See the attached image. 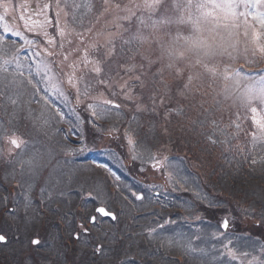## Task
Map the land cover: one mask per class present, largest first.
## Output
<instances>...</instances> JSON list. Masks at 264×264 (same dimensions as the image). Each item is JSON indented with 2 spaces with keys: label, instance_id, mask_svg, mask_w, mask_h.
<instances>
[{
  "label": "rangeland",
  "instance_id": "1",
  "mask_svg": "<svg viewBox=\"0 0 264 264\" xmlns=\"http://www.w3.org/2000/svg\"><path fill=\"white\" fill-rule=\"evenodd\" d=\"M68 2L69 4H71L73 0H68ZM75 2L85 5V7L76 9L77 16L79 17V19L74 30L71 31H77V29L82 28V25L86 27L83 34L87 33V38L90 37V39H93V44L98 43L102 46L100 48L101 54L107 51V49L103 47V45H105L108 33L118 31V29L115 27L116 23H121L124 25V27H130V33L123 34L125 39L128 38V35L135 33L136 28L139 26L138 22H136L135 19L133 20L131 25H129L128 21H117L116 19L117 16H122L126 14L123 9L125 5L131 6L132 0H109V4L107 5L108 12L106 13L103 12V9L105 7L103 0H75ZM9 3V12L6 15L5 21L0 22V26H2L3 23H8L14 29L21 31L22 34L28 39L36 40L38 47L24 44V42L18 37H10L7 41L6 48L9 49L12 53L10 55H7V50L6 53L0 52V77L8 76L9 78H12L13 76H15L18 80L24 82L25 91L27 93L24 101H27L28 98H31L32 103H28L25 105L26 110L29 108L33 110L36 104L42 105L39 107V111H32L29 116L26 114L25 118L20 120L19 124L17 125V128L18 131L20 133H24L27 138H37L36 143L38 146L40 141H43L46 138V141H50L45 149H52L51 151L54 153V156L51 161L52 167L44 171L46 172L47 176L49 172L52 171V168L57 166L58 161L59 167L62 168L64 173L66 174L67 182L62 186L63 191H65L66 194L74 193L77 195L78 203H76L75 206L80 205V203L84 201L82 198L85 197V209L87 212L86 214H91V210L97 203L95 201L96 193H98L100 189L103 188L104 183L103 179L99 180L96 171H98L100 174L106 173L107 175H110L113 178L118 177L116 169H114L111 165H108L107 169H101L99 167L97 168L96 165L98 163L106 164L103 160L99 159L101 156L105 157L106 159H110L111 157L118 159L117 157H120L121 155L117 149H114V144H112L111 142H114V139H119L120 141L122 139L124 146L126 145V149H124V151L126 152L128 161H133V155H138L140 157V165L133 167V169L142 173L143 181L145 182L144 185H159L157 187L158 192H152V195L160 193L159 200L154 199L155 203H158V207L159 205H161L159 204L160 202L166 203L163 199L164 197L168 196L172 197L173 199V197L178 196L180 192H183L184 188L182 187L183 184H181L176 188L174 193L171 194V192L174 190V185L169 174L172 171V167L177 168L178 166H180L179 164L175 162L172 164L169 163L170 161H165V167L163 166L158 170L153 166L149 165V162H151L152 164L155 162L149 157L154 156L161 162L162 160H164V155L162 153H150V150H148V148H144L141 145L142 143H144V137L138 138L139 144L135 146V152H133V146H130L127 143V139L125 137L126 131L131 129V132L137 134V132L140 130L134 125H141L142 123H134V125L132 124L131 126L126 127L125 132L119 133L116 129H114V116H117L118 114L114 113V111L116 110L111 109L110 106H106L109 110L104 116L95 118L96 125H98V127L90 123V121L94 118L91 116L92 110L89 109L87 105L89 103H102L106 99H116V97L111 96V94L106 89L100 88L92 91L89 97L82 98L80 102H77L76 91L68 84L67 74L72 72L70 65L74 61H76L77 57L82 55L83 50H80V46L83 43L78 44V48L76 49L74 47V44L78 37L75 40H71V45H69L67 41L69 33L66 34L64 39L58 37L57 33H55V37H53L54 34L50 30L49 25L52 23V21L55 23L58 19L56 15V0H9ZM45 3L51 5L50 9L46 13L47 16L50 18L51 23L46 24L42 29L40 27V24L44 22V15L39 14V8L37 7V5H43ZM116 4H120V9H117L115 7ZM12 5H15V10H13ZM21 5H24L29 9H36V13H33L31 11L22 12ZM91 10L94 13L89 14ZM239 10L243 11V8H240ZM192 12L195 14V8L192 9ZM0 15H4L2 8H0ZM21 15L25 16V21H27V27L25 21H22L20 19ZM59 19L65 21L63 13H61ZM238 21L239 22L237 26L231 29V38H228L227 32L221 30L226 40H230V42L232 43H237V51L233 52L231 56H217L214 60L211 61V63L209 64V68L215 69V75H213L211 71H209L203 66L202 63L208 58L203 57L197 49L190 48L189 46L184 45L183 42L173 47L168 38L164 36V32L168 31V28H164L163 31L155 33V35L158 36L157 38L160 40L161 46L153 42V39L150 36V34L153 33V30L151 28L144 30V35L150 36V38L145 40L143 43L134 45L136 47L138 46L137 48L139 54L143 59V66L145 69L146 79L150 81L152 75L155 72H158L160 73V76L157 78V80L161 81L163 85L168 86L167 88L161 87L160 91L161 93L169 94V105L173 104L172 102L176 101L179 97L181 99L180 101L183 107L189 106L187 114L185 115L184 113H182V117H180L177 122H174L172 124L188 125L190 123V120L192 121L198 118L200 114L201 116L204 114L202 112L204 111L206 103L210 108H214L216 111H218L217 116L213 117V122L222 123L225 125V128L222 126H216L218 129L217 134H220V130H223L225 133H227V136L229 138L230 136L228 135V131L226 130V128L231 130V128L235 127L237 123L240 124V128H249L250 131L246 134L247 139L245 138V136H243L246 140H234L236 142H233L232 147L235 150H237L238 148L239 152L249 149L248 151L250 153H252L253 155H258L257 153H261L263 151L264 145H257L255 149L253 148L251 133L256 131V127L252 122V113L249 107L242 104L240 102L239 97L243 93L245 87L249 83H251L253 79L258 80L261 75H264V67H260L259 69L249 67L252 66V62H254L255 60H259L258 57H264V53H261L257 48V42H254L253 40L254 32H262L264 30H262L259 24L252 20L251 17L247 18V23H245L244 17H239ZM28 27H31L32 30L29 31ZM89 29H91V31H89ZM45 31L48 33V36L44 35ZM180 31L182 35L190 34L191 25L182 26ZM245 31H247V35H245ZM171 32L172 36L175 37V25L171 26ZM3 34L4 33L0 32V35ZM205 35H209V33H205ZM263 36L264 35H261L258 40V43H260L261 45H264ZM48 38H52L54 40V44L46 45L45 41ZM87 38L84 40V43L88 41ZM13 41H15V43H13ZM61 43H63V48L59 47ZM119 43H122L121 40L116 39L115 55L119 54ZM21 45H23V47H21ZM90 45L91 44L88 45V49H91L89 47ZM170 47L173 51L172 68L167 67L169 63L168 49ZM18 49L19 54L17 55L16 51ZM32 49L33 51L29 52ZM37 50L41 51L40 56L29 55V53H33ZM46 51H52L54 55L48 56L45 54ZM180 52L184 53L183 57L179 56ZM65 53L69 54L67 60H64ZM92 55L95 56L96 54L92 53ZM114 56L112 57L113 68L116 67L117 63L120 64V62L114 61ZM3 59H8L9 64L3 65ZM197 60L201 61L200 65L196 64ZM45 62H51V65L54 68L53 79L51 83H48L43 79L44 73L42 71L38 72L37 70V64ZM17 63L21 65L20 68H16ZM247 64L250 65L248 66ZM5 67L8 69V72L3 71V68ZM139 67L140 66L138 65L137 69H139ZM177 69L180 70V75L177 74ZM235 69H243V72L249 75V79H240L239 82H237L236 78L226 79L225 76H231ZM21 72L23 73V76L19 75V73ZM79 74L80 69L78 68L77 75ZM134 74L135 72L131 75H125L124 73L126 78L123 79L132 80L134 79ZM189 75H192L194 78L192 81V85L190 89L186 90L185 94L181 96L179 95V89L182 88L183 84L187 82V78ZM29 79H31L34 83L38 84L40 87V91L36 92L34 97L32 96L34 90L32 89V86L27 83ZM119 80L120 78L116 77L114 74L113 83L117 85V82ZM57 83H59L60 88L64 91L65 96H68V99H65V96L60 95V93L56 90ZM171 86L175 87V91L173 93H171ZM45 88H47V91H44ZM70 94H72L73 96H70ZM54 102L57 106L62 107V112H60V109H58V107L54 105ZM120 102L122 104L123 111H125L126 113L130 112L129 105L124 104L122 99L120 100ZM252 106H257L258 113L260 112V107L255 102ZM45 109L48 111V113L42 112L46 111ZM55 111L61 113L63 119H61L60 115V117L57 116L55 114L57 112ZM179 113L180 110H178V114ZM48 116L49 118L51 117L52 121H49L48 128H46L45 126L43 130H41V126L44 125V121ZM60 120H62V124H60L64 126L63 128L65 129H61V132L57 130L59 133H55V127L58 126V122ZM158 123L152 124V122L150 123L148 121H145L144 128L147 131H145L144 134H146L145 136L147 138L148 136H150L153 140H158L159 136L156 134L157 131L158 134L166 135L165 128L159 125ZM34 125L36 126V131H32ZM241 130L243 131V129H240L239 131L237 130L236 134L239 133L245 135L244 132H242ZM73 132L77 133V135L79 136L84 137V142L82 143L80 140H78L77 135H73ZM101 133L102 135L100 136ZM119 135L121 137H119ZM220 136L224 135L220 134ZM58 138L64 140V143L60 145L56 140ZM133 138L137 139L134 135ZM247 140H249V142ZM246 141L248 142V145H251L248 148L245 145ZM81 147H84L85 150L78 151V149H80ZM2 148L3 153L8 154L10 145L7 144ZM70 149H77V151H69ZM94 150H101V153H99L97 156H93V158H85L86 155L88 156V154ZM71 154H73L74 157H71ZM87 160L89 162L87 163V165L92 164V167L88 166L90 169L87 168L86 164H82ZM93 161H95L96 163ZM1 168L5 169L4 167ZM108 169L111 170V173H115V175H111ZM7 171H11V169L9 168L7 169ZM166 175L167 177H165L164 179V176ZM68 177H70V179H68ZM207 182L209 181L207 180L205 182V187H207ZM261 188L262 190H260L258 196L252 198L251 203L253 204L254 210H251L250 214L257 213L260 207H264V187ZM22 193L23 197H25V191H23ZM163 194L164 196H162ZM17 196H15V198H17ZM57 199L59 201L58 205L60 208H63L64 205L67 204V207L70 209L71 206L69 205L75 202L73 197H70V199H68V197H66L65 199L62 197H57ZM98 200H101V198L98 197ZM170 202L173 201L171 200ZM221 208L223 209L224 207L221 206ZM55 209L56 208L54 206V210ZM246 209L247 206L241 207L242 211ZM174 211L172 210L171 212ZM73 212L75 213L74 208ZM189 212L193 213V216H191V218L193 217L195 219H198V222L202 221L201 224L203 228L197 227L195 231V233L199 236L200 233H202L201 236L199 237V239L193 238L192 240L195 243L197 241V244L200 243L199 249L202 248V242L206 243V247L209 246L210 240L212 238H215V240H217L218 242L223 241L227 237L225 235L226 232H228V235L233 238H236V235H240L241 237L242 235L240 234V229L245 230L246 233L248 232L247 229L244 228L245 224L251 225L253 222L259 221L257 215H252L254 219L245 216V221L242 227H239L238 225L234 226L232 220H230V213L228 211H225L218 214L219 222L218 225H216L213 223V219L205 215L206 212L204 211L197 212L195 208H191L189 209ZM65 213L68 212H62V215ZM183 213L184 211L182 210L181 215ZM57 216H61V214H58ZM147 217L148 219H153L149 218V213ZM191 218H188L185 221H191ZM241 218L243 219V217ZM224 219L229 220V227L228 229L222 230L220 224ZM187 226L189 227V225ZM184 234L187 237H189V234L192 235L191 228H188L187 231L184 232ZM173 236L177 239L180 238L182 234H176ZM211 236L212 238L209 240ZM188 241L190 242V238L188 239ZM188 241L187 238H183V249L190 248ZM97 244L98 242L97 240H95V246ZM230 246L232 247V245ZM177 250H180V247H177ZM212 255H215V253H209L208 258L210 259ZM195 256L196 258L201 259L202 263L204 264L201 254L196 253ZM214 264L231 263L224 259V257H220L218 260L214 261Z\"/></svg>",
  "mask_w": 264,
  "mask_h": 264
},
{
  "label": "snow or ice",
  "instance_id": "2",
  "mask_svg": "<svg viewBox=\"0 0 264 264\" xmlns=\"http://www.w3.org/2000/svg\"><path fill=\"white\" fill-rule=\"evenodd\" d=\"M104 9L103 12H108L107 5L109 0H103ZM10 3L9 0H0V8L3 9L4 15H0V22H4L6 15L9 12ZM39 8V14L44 15V22L40 24V27L43 29L46 24H50L51 20L47 16V11L50 9L51 5L45 3L43 5H37ZM85 7V5L76 3L75 0L69 4L68 0H56L57 8V27L58 34L60 37L64 38L66 34L70 33L71 30H74L79 17L77 16L76 9ZM115 7L120 9V4H116ZM13 10H15V5H12ZM195 8V14L192 12V9ZM243 8V11L239 9ZM22 12L31 11L36 13V9H29L28 7L21 5ZM123 11L126 13L122 16H117V21H128L129 25L135 19L138 22V27L136 28L135 33L128 35V38H124V33H130V27H124L121 23H116L115 27L118 29L117 32H109L107 39L105 41V47L107 51L103 54L100 53V48L102 47L98 43L92 44L89 47L91 52L88 49H85L81 56L77 57L70 67L72 69L71 73L67 74L68 84L75 89L77 102H80L82 98L89 97L91 92L100 88L106 89L111 96L116 97V99H106L102 103H89L87 107L91 109V116L94 118L90 121L94 126L96 125L95 118L104 116L109 110L106 106H110L111 109L119 110L122 107L120 100L135 102L137 96L136 89L139 88L141 91L139 95L142 97L144 92L147 91L150 93L149 99L152 101L151 107L153 111H158L159 107H164L166 116L171 114V110L167 108L165 101L169 99L168 93H161L159 90L162 88H167V85H163L161 81L157 80L159 73L153 74L151 81L146 79L145 69L143 64L140 65L139 69L135 63L131 66L124 69L126 75L134 74V79L128 80L123 79L120 75L121 65L117 63L116 67L113 68L112 57L115 55V42L116 39H120L122 42L121 51H126L132 53L133 56L130 59H134L136 49L132 46L134 44L143 43L145 40L149 39L150 36L153 39V42L161 46L160 40L155 35L156 32L163 31L164 28H168V31L164 32V36L168 38L171 42V45H175L183 42L184 45L189 46L190 48L197 49L203 57H207L202 64L203 66L211 71L213 75L216 74L215 69H210L209 64L217 56L228 55L231 56L233 52L237 51V43H232L230 40H226L225 36L222 34L221 30L227 32L228 38H231L232 32L231 29L236 27L238 24V18L244 17L245 23H247V18L251 17L256 23L259 24L260 28L264 30V0H132L131 6L125 5ZM63 13L65 17L64 25L61 27L59 23V17ZM20 19L25 21V16L21 15ZM27 27V21H25ZM176 26V35L172 36L171 26ZM185 25H191V32L188 35L181 34V28ZM151 28L153 33L150 36L144 35V30ZM28 30L31 31V27H28ZM91 31V29H89ZM0 32L4 33L0 35V52H6L7 41L10 37H18L24 42V44L31 45L34 47L37 46V41L33 39H28L22 34L21 31L14 29L8 23H3L0 26ZM209 33V35H205ZM45 36H48V33L44 32ZM247 35V31H245ZM264 35L262 32H254L253 40L257 42V48L261 53H264V45L258 43L259 37ZM80 42H84V37L80 35ZM15 43V41H13ZM72 41L69 39L68 44L71 45ZM46 45L54 44L52 38H48L45 41ZM110 46V47H109ZM23 47V45H21ZM60 48H63V43L59 45ZM92 53L96 55L93 56ZM16 54H19V49L16 51ZM46 55L52 56L54 53L52 51H46ZM29 55L40 56L41 51L37 50ZM184 53L180 52L179 56L183 57ZM169 63L168 68L173 67L172 57L173 51L170 47L168 49ZM69 57L68 53L64 54V60H67ZM151 63V62H150ZM9 64L8 59H3V65ZM197 65L201 64L200 60L196 61ZM91 65V67H89ZM19 63L16 64V68H20ZM80 69V74L77 75V69ZM38 72L42 71L44 73L43 79L48 83L52 82L54 68L51 65V62H45L37 64ZM4 72H8V69L3 68ZM227 71V69H226ZM114 74L116 77L123 80V83L117 85L113 83ZM177 74L180 75V70L177 69ZM23 76V73H19ZM226 79L236 78L237 82L240 79H249V75L243 72V69H235L231 76H225ZM193 76L189 75L187 82L183 84L182 88L179 89V95L183 96L186 90H189ZM32 86L34 90L32 96L34 97L36 92L40 91L38 84L34 83L31 79L27 82ZM56 90L60 95L65 96L64 91L60 88L59 83H57ZM47 91V88L44 89ZM27 93L25 91L24 82L17 80L15 76L11 79L8 76L0 77V165H3L5 170L11 169L12 174L17 173V167H19V176L21 177L20 187L25 191V207L30 206L31 198L27 194L31 191L33 186L37 184L40 180H43V183L47 187H41V203H45L44 197L46 196L48 202H51L57 194L63 195V185L67 182L66 174L63 169L59 167L58 161L57 166L52 168V171L49 172L47 177H43L41 173L50 167L51 161L53 159L54 153L51 150L43 149L38 146L36 143L35 137L29 139L25 136L24 133L18 131L17 125L20 120L25 118L26 114H31V109H25V101ZM15 97V98H14ZM65 99H68V96H65ZM240 102L249 107L252 113V122L256 127V131L251 133L253 148L257 145H264V75H261L258 80L253 79L249 83L241 96L239 97ZM159 101V104H157ZM10 102V103H9ZM256 103L260 107V112L258 113V107L252 106L253 103ZM28 103H31V98H28ZM136 111L144 112L148 111V107L143 103H136ZM57 115L63 116L61 113L57 112ZM135 119V117H133ZM48 121H44V125L41 126V130L48 125ZM236 129L240 130V124L235 125ZM36 126L34 125L32 131H36ZM131 129L126 131L125 137L127 143L130 146H133V152H135V146L139 144V140L134 139L131 133ZM167 132V128H165ZM220 134L225 136V139L220 141L214 138L213 135H208V139L213 143H223L231 148V140L228 138L227 134L220 130ZM73 135L77 133L73 132ZM77 139L82 143L84 142V137L77 135ZM3 144L10 145L7 157L3 155ZM85 148L81 147L78 151H84ZM69 151H77V149H70ZM140 158L138 155H133L132 159ZM150 159L154 160L153 167L156 169L161 168V162L154 156H150ZM244 161L249 163L250 167H253L258 163L257 159L253 157L248 151H245L243 154ZM165 159H167L165 157ZM261 164H264V159L259 161ZM97 167L101 169H107V165L103 163H98ZM111 173V170L108 169ZM176 169L172 167V171L169 176L176 174ZM115 175V173H111ZM70 179V177H68ZM119 179V177H117ZM159 195V193H157ZM132 196L135 197L137 201H142L144 199L143 193L132 192ZM97 212L101 213L104 216H108L112 221H118L119 217L116 213L107 210L105 207H100L97 209ZM91 220L94 222L96 217H91ZM161 222L156 223V227H150L147 229V236L152 237L154 234L159 235L158 229L163 230L169 224H174L175 221L169 216L168 219L161 217ZM220 227L223 229H228L229 220L224 219ZM131 242V238L129 237ZM6 241V236L0 234V243ZM171 242V241H170ZM32 245H38L40 241L38 239H33L31 241ZM232 242L229 240L228 243L222 244V250L218 251L215 255H212L209 259V253L205 249H199V252L202 255L204 264H214V261L218 260L220 257H227L230 261H239L240 264H264V245L260 247L259 255H252L249 252H241L238 248L231 247ZM103 251L102 245H96L93 249V255L99 254ZM196 251V249H193ZM250 257V258H249Z\"/></svg>",
  "mask_w": 264,
  "mask_h": 264
},
{
  "label": "trees",
  "instance_id": "3",
  "mask_svg": "<svg viewBox=\"0 0 264 264\" xmlns=\"http://www.w3.org/2000/svg\"><path fill=\"white\" fill-rule=\"evenodd\" d=\"M69 39L75 40L68 34L67 41ZM80 43V38L78 37L75 41L74 47L77 49L78 44ZM118 46H120L118 48L119 54L114 56V61L120 62V65L122 66L120 69V75L121 77L126 78V74L124 75V69L131 66L133 62L136 66H140L143 64V59L139 54L138 46H132L136 49L134 59H130V57L133 56L132 53L121 51L123 47L122 43H119ZM7 51L8 53L11 52L9 49H7ZM258 58L259 60L252 62V66H249L250 64L247 65L258 69L264 67V57ZM156 73L158 72H155L154 74ZM159 76L160 73L158 77ZM121 81L123 83L122 79L117 82V89H119ZM140 91L139 88L136 89L137 96L135 102L123 101L124 104L129 105L130 112L126 113L123 111L122 107L119 110L114 111V113L118 114L117 116H114V129L119 133H123L126 131V127H129L132 124L134 125V123H142L141 125H134L140 130L137 134H134L133 132L130 134L134 135L136 138L144 137V143L141 145L144 148H148L150 153L155 152L160 154L166 152V150L171 151L174 155V159H176L174 162L180 163L182 166L176 169L178 171H176L177 175L174 174L171 176L174 185V190L171 194H173L176 188L181 184H183L182 187L184 188V191L180 192V194L176 196L177 198L173 197V199H171L173 202H170L171 200L167 201L170 197H164L163 199L166 203L161 202L159 204L162 206L159 205L158 207V203L155 204L154 200L157 195H152V192L158 191H156V188L153 190L152 188H147V185H144L145 182L143 181L142 173L133 169V167L140 165V159L138 158L129 162L126 152L124 151L126 145L124 146L122 139L121 141L119 139H114V149H117L121 155L120 157H117L118 159L114 158V169H116L119 179L114 178L113 182H111L110 180L112 176L109 177L106 174V176L99 174L104 183L103 188L96 193V198H101V200H98V203H101L108 210L116 213L119 217L118 221H115L114 223L110 220H105L104 223L108 224L109 227L104 228L100 233L99 245H102L103 247V264L112 263L113 260L114 264H203L201 259H198L195 256L196 253L201 254L198 251L200 243L197 244V241L196 243L192 241L193 238L199 239L202 233H200L199 236L191 231L192 235L189 234V237L184 234V232L187 231L185 226L188 223L185 220L193 216V213L189 212V209L191 208H195L197 212H206L205 215L213 219V223L216 225H218L219 222L218 214L225 211L230 213V220H232L234 226L238 225L239 227L243 226L245 216L254 219L253 216L257 215L259 221L253 222L251 225L245 224L244 228L247 229V233L245 230H239L242 238L240 235H236V238L228 235L221 242L214 239L212 241L213 245L211 246L209 245L206 247V243L202 242L201 247L208 253L214 252L216 254L217 252L214 250L219 246H222V244L228 243L230 240L232 246H252V250L255 249L254 252H258L260 247L264 245V207H260L257 213H250L251 210H254L253 204L251 203L252 198L257 197L260 190H262L261 187H264V164L259 162L264 159V148L261 153H257L258 155H253L248 151L249 149L241 152L238 151V148L237 150L233 149L232 144L233 142H236L234 140L247 139L246 134L250 131L247 127L240 128L243 129V131H241L244 132L245 135L239 133L236 134V127H232L231 130L226 128L228 135L230 136L229 139L231 140L230 150L227 144H213L208 139V135H213L215 139L220 141L225 139L224 136L217 134L218 129L216 126H222L225 128V125L213 122V117L217 116L218 113L214 108H210L205 103V108L202 112L204 114L202 116L200 114L198 118L192 121L190 120L188 125H175L172 123L177 122L178 119L182 117V113L186 115L189 106L183 107L179 97L170 105L169 100L167 99L165 104L167 108L171 110V114L167 115V118H165L166 114L164 107H159L158 111H153L151 107L152 101L149 99L150 93L145 91L141 97L139 95ZM171 91V93L175 91L174 86H171ZM70 96L73 95L70 94ZM136 103H143L148 107V111L137 112ZM26 104H28V100L25 101V105ZM157 104H159V101H157ZM178 110H180L179 114ZM133 117H135V119H133ZM145 121L152 122V124L159 122V125L167 128L166 135L158 134L157 131L156 134L159 136L158 140H153L150 136L147 138L145 136L146 134H144V132L147 131L144 128ZM60 125L61 124L59 123V126ZM55 129L57 130V127H55ZM101 135L102 133L100 136ZM243 136H245V138ZM119 137L121 136L119 135ZM59 139L60 138L56 140L58 141ZM247 141L249 142V140ZM247 141L245 145L248 148L251 145H248ZM245 151H248L258 161L254 166V170L253 167L249 166V163L244 161L243 154ZM207 180L209 182L206 183L207 187H205V182ZM149 190L152 192L150 193ZM133 191L143 193L144 199L142 201H136L135 197L132 196ZM63 192L64 194L62 196L57 194L54 198V205L56 208L54 211L55 218L65 217L62 215V212L71 211L70 209L72 206L76 204L75 202L70 204V209L67 207V204H65L63 208H60L57 197H62L64 199L68 197L69 199L71 196L70 193L66 194L65 191ZM113 197L114 208L111 205ZM221 206L224 208L222 209ZM242 206H247V209L242 211ZM172 210L175 211L171 212ZM182 210L184 213L181 215ZM148 213L149 218H154V220L161 223L163 222L161 217L168 219L170 216L171 219L177 223V226L183 228L180 232L185 238H187V241L190 238V242L188 241L190 248L183 249L182 247V249L177 250V244L179 240H183V236L176 239L173 235H170L169 238L172 240L171 242L164 239V236L162 237L160 233L159 235L154 234L152 237H148L147 229L150 227H156V223H154L156 221L148 220ZM58 214H61V216H57ZM241 217H243V219ZM181 222L183 223L182 226H180ZM201 223L202 221L200 224H194L191 226L203 228ZM170 225L171 224L166 226L165 229L168 230L171 228L172 226ZM113 226L115 227L114 230L112 228ZM158 232H162L164 235L166 234V231L158 230ZM55 233L58 232L55 231ZM129 237L131 238V242ZM211 238L212 236L209 240ZM241 240H244V244L242 245H240ZM88 243L94 245L95 241L89 239ZM92 248L94 249L95 246ZM193 249H196V251H193ZM97 259L98 258L95 257V255L91 258L87 257L86 263L98 264Z\"/></svg>",
  "mask_w": 264,
  "mask_h": 264
},
{
  "label": "flooded vegetation",
  "instance_id": "4",
  "mask_svg": "<svg viewBox=\"0 0 264 264\" xmlns=\"http://www.w3.org/2000/svg\"><path fill=\"white\" fill-rule=\"evenodd\" d=\"M46 140L47 138L39 143L43 149L50 142ZM57 142L60 145L64 143L61 138ZM5 145L7 144L2 147ZM99 153L100 150L91 151L85 158H93ZM3 155L7 157L6 153ZM70 156L74 157L73 154ZM1 167L4 166L0 165V234L6 236V241L0 243V264H87V257H93V244H89L88 240L100 239L101 232L95 231L102 224L90 227L95 221L92 222V216L89 219L85 216L84 202L79 205L78 215L75 212L55 218L54 199L48 202L45 196V203H41L40 189L47 185L40 180L30 191L36 194V198L31 200L30 206L25 207L23 190L19 183V167L13 175L11 171ZM41 175L47 177L44 171ZM112 206L114 208V201ZM88 228L94 232L89 233ZM112 228L114 230V226ZM33 239H38L40 243L32 245ZM103 255L102 252L95 255L98 264L104 263ZM107 264H114V260Z\"/></svg>",
  "mask_w": 264,
  "mask_h": 264
},
{
  "label": "water",
  "instance_id": "5",
  "mask_svg": "<svg viewBox=\"0 0 264 264\" xmlns=\"http://www.w3.org/2000/svg\"><path fill=\"white\" fill-rule=\"evenodd\" d=\"M99 213V212H98ZM101 214V213H100ZM102 215V214H101ZM103 216V215H102Z\"/></svg>",
  "mask_w": 264,
  "mask_h": 264
}]
</instances>
